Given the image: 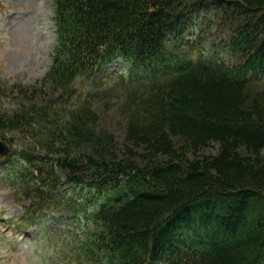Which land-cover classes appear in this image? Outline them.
Here are the masks:
<instances>
[{"label":"trees","instance_id":"16d2710c","mask_svg":"<svg viewBox=\"0 0 264 264\" xmlns=\"http://www.w3.org/2000/svg\"><path fill=\"white\" fill-rule=\"evenodd\" d=\"M53 2L41 84L54 98L25 89L16 112L0 111V134L22 145L0 157L26 199L12 224L74 212L58 248L69 264H264V0ZM211 12L223 38L206 52L187 37ZM118 61L122 143L77 86Z\"/></svg>","mask_w":264,"mask_h":264},{"label":"rangeland","instance_id":"374dc122","mask_svg":"<svg viewBox=\"0 0 264 264\" xmlns=\"http://www.w3.org/2000/svg\"><path fill=\"white\" fill-rule=\"evenodd\" d=\"M215 14L204 13L196 18L199 25L194 34L187 37L195 48L205 49L206 52L221 48L217 45H220L223 36L214 19ZM53 17V0H0V83L6 90L10 89L7 97L0 98L1 111L9 114L16 112L22 105L25 89L29 90L28 100L36 103L54 98L41 84L51 65L56 38ZM196 54L194 52L193 55ZM107 70L95 80H80L77 86L82 98L92 96L94 105L101 108L102 128L115 133L122 143L126 136V120L119 110L118 102L122 99L119 94L125 93L129 82L125 83L123 78L121 81L120 76L127 75L129 68L125 63L117 62ZM113 93H117L118 97L107 104L105 97ZM9 136L12 135L0 134V138L6 141ZM8 143L14 154L17 147L22 148V145H16L15 140ZM218 150L219 144L214 143L204 152L215 154ZM2 178L3 169L0 165V213L3 215L0 218V264H67L65 254L63 251L59 254L58 247L61 246L60 238H64L61 232L71 224L69 218L72 212L48 210L46 218L42 219L47 230L33 226L29 233H24L10 227V220L24 213L26 199L6 186Z\"/></svg>","mask_w":264,"mask_h":264},{"label":"water","instance_id":"95a60500","mask_svg":"<svg viewBox=\"0 0 264 264\" xmlns=\"http://www.w3.org/2000/svg\"><path fill=\"white\" fill-rule=\"evenodd\" d=\"M9 148L0 141V154H8Z\"/></svg>","mask_w":264,"mask_h":264}]
</instances>
